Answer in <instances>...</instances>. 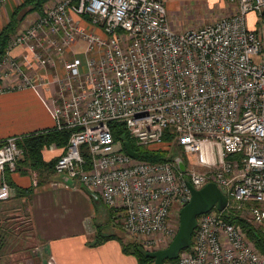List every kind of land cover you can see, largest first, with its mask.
Segmentation results:
<instances>
[{"label": "built area", "instance_id": "obj_1", "mask_svg": "<svg viewBox=\"0 0 264 264\" xmlns=\"http://www.w3.org/2000/svg\"><path fill=\"white\" fill-rule=\"evenodd\" d=\"M226 2L234 5L229 15L175 32L163 0H50L10 36L0 59V77L18 89L36 87L9 57L15 47L53 69L55 89L44 105L52 127L71 131L52 166L56 184L80 185L142 249L168 234L170 213L189 200L186 181L195 190L213 183L225 196L222 212L196 218L175 264H264L241 227L222 217L237 215L264 233V0ZM249 13L254 30L246 27ZM79 42L84 51L75 55ZM110 121L138 147H178L183 171L174 161L126 155ZM16 138L0 145V203L10 198L6 174L22 156Z\"/></svg>", "mask_w": 264, "mask_h": 264}, {"label": "crops", "instance_id": "obj_2", "mask_svg": "<svg viewBox=\"0 0 264 264\" xmlns=\"http://www.w3.org/2000/svg\"><path fill=\"white\" fill-rule=\"evenodd\" d=\"M21 1L6 0L0 9V29ZM177 1L183 0H163L168 25L175 32L178 31L175 30V14L172 8L173 2ZM46 4H50V0ZM223 7L224 13L229 15L234 5ZM34 17L35 13L27 14L20 24V29L31 23ZM83 28L88 29L86 25H83ZM9 57L22 63L20 68L30 74L31 83L36 88L18 89L15 84L10 87L9 80L13 82V79L8 75L0 77V140L40 131L53 125L44 105L55 89L50 83L53 69L35 66L33 61L25 57L20 46L10 50ZM54 71L61 72L58 63ZM59 153L60 149L54 147L44 149L41 151L42 161L51 162ZM27 171L25 175L16 172L6 174V181L11 190L10 197L15 194V189L34 186L26 197L13 199L17 205L12 206L10 210L15 212L14 214L22 213L27 217L31 237L38 245L46 264H137L132 256L121 252L120 244L116 240L90 246L97 226L95 222H99L98 225L106 222L107 214L104 206L93 201L80 185L56 184L59 178L55 176L52 168L35 173Z\"/></svg>", "mask_w": 264, "mask_h": 264}, {"label": "trees", "instance_id": "obj_3", "mask_svg": "<svg viewBox=\"0 0 264 264\" xmlns=\"http://www.w3.org/2000/svg\"><path fill=\"white\" fill-rule=\"evenodd\" d=\"M48 1L49 0H22L21 3L13 9L10 16L8 17V21L0 29V59L4 56L10 36L19 30V28L21 27L20 24L23 21L24 17L30 13H35L38 15L42 14V9ZM107 125L113 143H118L120 145L121 141H125L129 149L137 153L138 160L147 162H172L174 159V155H179L181 160L184 162L183 154L175 145L152 149L138 147L134 144V141L129 138L128 133L126 132L121 122L110 121ZM70 133V130H57L54 127H50L40 131H33L30 133L19 135L16 138L15 145L21 150L22 156L16 163L15 172L21 175H25L28 172L27 170H29V172L35 173L51 169L56 158H54L51 162L44 163L41 158V151H43L44 149H48L49 147H54L56 149H60L61 153ZM172 139L173 135L166 130L162 136V142L167 145ZM2 141L3 139L0 140V145ZM171 147L173 148L169 152V149ZM82 153L83 155L85 154L84 148H82ZM33 187L34 186L28 187L26 189H15V194L9 199L13 200L26 197L32 192ZM4 202H1L0 204ZM104 209L106 210L107 214L106 221H108L111 213L105 206ZM222 217L230 223L239 225L242 231L245 233L247 239L253 243L256 250L260 254L264 255V233L259 228L253 227L244 219L231 213H227L226 215H224L223 213ZM103 225L104 224L102 223L101 225H97L95 227L94 236L89 243L90 246H96L108 240H116L120 244L121 252L123 254L132 256L137 264H152V259L144 257L145 252L142 250L138 243L134 241L124 243L114 233L103 234L101 231ZM3 239L4 237L0 234V250L2 247ZM179 253H181V251ZM177 258L178 255L173 260L163 261L162 264H175Z\"/></svg>", "mask_w": 264, "mask_h": 264}, {"label": "rangeland", "instance_id": "obj_4", "mask_svg": "<svg viewBox=\"0 0 264 264\" xmlns=\"http://www.w3.org/2000/svg\"><path fill=\"white\" fill-rule=\"evenodd\" d=\"M220 1L221 6H219ZM227 4L225 0H183L173 2L172 12L175 14V30L178 32L195 30L213 22L223 14L226 15L224 13L225 10L223 11L225 9L223 5L226 7L228 6ZM255 22V14H247L246 27L249 30L256 29L257 25ZM83 51V45L79 42L75 46L73 54L80 55ZM158 146L161 147L160 145H155L154 148H158ZM172 148L169 149V152ZM175 157L180 158L179 155H174ZM14 205H17V203L10 199L0 204V234L4 237L0 250V264H46L43 254L31 237V228L27 217L22 213L19 215L14 214L15 212L10 210ZM95 223L98 225L99 222ZM103 224L101 230L103 234L114 233L124 243L133 241L131 237L122 231L119 225H112L109 219L106 222L104 221ZM168 225V234L162 236L160 241L149 247L156 249H142L144 252L162 249L167 246L178 227V216L175 212L170 213Z\"/></svg>", "mask_w": 264, "mask_h": 264}, {"label": "water", "instance_id": "obj_5", "mask_svg": "<svg viewBox=\"0 0 264 264\" xmlns=\"http://www.w3.org/2000/svg\"><path fill=\"white\" fill-rule=\"evenodd\" d=\"M123 152L136 159L137 153L131 151L125 141H121ZM177 170L183 171L181 158L173 159ZM185 186L189 192V200L178 210L177 230L165 248L145 252L144 257L152 259V264H162L165 260H173L180 251L189 247L192 232L196 226V218L202 214L215 210L222 212L226 198L213 183H207L200 189H193L186 181ZM226 215V214H224Z\"/></svg>", "mask_w": 264, "mask_h": 264}]
</instances>
